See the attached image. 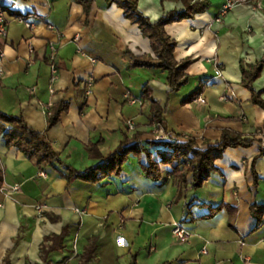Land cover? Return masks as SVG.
<instances>
[{
    "label": "crops",
    "instance_id": "crops-1",
    "mask_svg": "<svg viewBox=\"0 0 264 264\" xmlns=\"http://www.w3.org/2000/svg\"><path fill=\"white\" fill-rule=\"evenodd\" d=\"M139 1L153 21L186 9L182 0ZM210 1L206 11L166 26L178 42L176 59L194 60L189 82L170 92L162 70L129 68L134 56L156 54L117 4L95 0L87 14L77 0H0L16 13L34 11L39 17L32 28L12 20L8 37L0 40L6 55L0 110L22 113L74 168L103 162L90 156L89 146L103 138L100 150L107 155L120 145L123 131L142 130L157 138L190 135L203 149L219 143L224 129L254 140L249 147L228 148L216 162L219 171L195 189L192 175L186 186L172 178H148L134 154L120 176L102 184L69 182L53 167H40L18 148H9L2 135L0 261L11 251L12 264H83L86 249L95 244L86 264H131L134 256L138 264H264L263 214L259 221L264 155L253 169L264 147V109L251 102L240 67L241 59L264 60V0H240L228 10L227 0ZM148 83L156 100L167 105V123L160 128L151 125L150 100L143 96ZM201 85L205 102L198 97L183 103ZM255 87L264 89V70ZM59 102L70 108L48 128V111ZM129 120L134 132L127 131ZM253 204L258 205L255 213ZM178 223L189 232L187 241L174 233ZM65 230L64 248L45 261V237Z\"/></svg>",
    "mask_w": 264,
    "mask_h": 264
},
{
    "label": "trees",
    "instance_id": "trees-1",
    "mask_svg": "<svg viewBox=\"0 0 264 264\" xmlns=\"http://www.w3.org/2000/svg\"><path fill=\"white\" fill-rule=\"evenodd\" d=\"M77 1L84 5L86 13L89 14L95 0ZM106 1L108 4H117L124 10L127 18L139 25L143 35L150 39L151 46L156 54V57L151 54L134 56L129 63V68L145 67L162 70L167 74L170 92H177L186 85L190 80V74L187 70L194 60L192 58L182 61L176 59L175 52L178 42L168 34L166 26L170 23L193 18L195 14L209 9L212 6V2L210 0H182L186 4L185 10H172L153 21L140 8L139 0ZM45 60L48 59L45 58ZM240 67L242 85L252 92L251 102L264 109V89L257 90L255 87L256 80L262 75L264 70V60L254 64L241 59ZM203 92L204 86L201 85L183 103L194 101ZM143 96L150 100L152 111L151 125L157 128L165 126L167 123V105L163 106L156 100L149 83L144 87ZM69 108L70 104L67 102H59L51 106L48 111V128L56 125L60 121L62 113L69 110ZM228 118L234 119V117ZM164 130L166 133L170 132L166 127ZM146 133V131L137 130L132 135H129L123 131V139L120 145L107 155H104L100 150V146L104 142L103 138L97 143H92L89 146L90 156L102 158L103 162L90 166L86 170H79L63 161L53 142L48 138L47 133L31 126L22 113L12 114L0 110V137L2 135L5 136L7 146L9 148H18L29 159L35 160L40 167H53L69 182L80 179L102 184L104 180L111 176H120L124 171V165L128 161L129 156L134 154L140 157L143 170L148 178L155 181H168L169 178H172L177 180L180 185L186 186L189 183V176L192 175V186L195 189H199L204 186L213 173L219 171L216 162L224 157L228 148L249 147L254 143V140H248L242 133L231 129H224L221 141L208 146L206 149H203L198 144L197 139L190 135L172 132L167 138H157V134H154L153 137H146ZM151 133H154V130ZM263 155L264 147L261 146L259 155L253 160V169L255 171L256 163ZM165 168H168V170ZM4 177L5 172L0 167V190L4 184ZM228 207L236 208L235 206ZM257 207V204L252 205L254 213ZM222 208V206L216 207L214 211ZM262 214L264 215V206L261 207L260 222H263ZM66 235L67 231L65 230L61 235L45 237L41 245V255L45 261H47L51 252L64 248ZM95 249V244H91L86 249V256L84 255L86 261L83 264H86ZM10 254L11 251H8L3 261H0V264H12ZM131 264H138L136 256H134Z\"/></svg>",
    "mask_w": 264,
    "mask_h": 264
},
{
    "label": "built area",
    "instance_id": "built-area-1",
    "mask_svg": "<svg viewBox=\"0 0 264 264\" xmlns=\"http://www.w3.org/2000/svg\"><path fill=\"white\" fill-rule=\"evenodd\" d=\"M240 0H227L225 5V10L235 7L236 5L241 4ZM38 15L34 11L16 13L9 6L3 5L0 3V40L6 39L9 35L10 23L12 20H17L21 23L26 24L28 27L32 28ZM6 55L4 51H0V74L5 73L4 61ZM199 101L205 102V98L201 95L198 98ZM136 130V125L132 120H129L127 123V131L134 132ZM170 134L159 135L158 138H167ZM42 175H45L42 172ZM18 188V187H17ZM174 233L177 235L180 241H187L189 237V232L186 228L178 223L175 225Z\"/></svg>",
    "mask_w": 264,
    "mask_h": 264
},
{
    "label": "bare ground",
    "instance_id": "bare-ground-1",
    "mask_svg": "<svg viewBox=\"0 0 264 264\" xmlns=\"http://www.w3.org/2000/svg\"><path fill=\"white\" fill-rule=\"evenodd\" d=\"M154 16H155V14H154ZM228 75H229L230 77H235L234 75H231L230 73H228Z\"/></svg>",
    "mask_w": 264,
    "mask_h": 264
}]
</instances>
